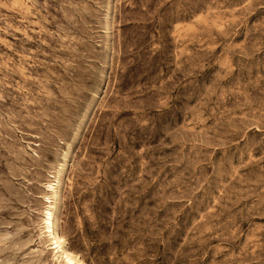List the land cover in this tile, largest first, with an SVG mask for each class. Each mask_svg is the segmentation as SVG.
Listing matches in <instances>:
<instances>
[{
	"label": "rangeland",
	"instance_id": "rangeland-1",
	"mask_svg": "<svg viewBox=\"0 0 264 264\" xmlns=\"http://www.w3.org/2000/svg\"><path fill=\"white\" fill-rule=\"evenodd\" d=\"M47 209L81 264H264V0H0V264H65Z\"/></svg>",
	"mask_w": 264,
	"mask_h": 264
},
{
	"label": "bare ground",
	"instance_id": "bare-ground-1",
	"mask_svg": "<svg viewBox=\"0 0 264 264\" xmlns=\"http://www.w3.org/2000/svg\"><path fill=\"white\" fill-rule=\"evenodd\" d=\"M55 185L50 188L53 192V196H56L59 192L60 187V180L59 177L57 178ZM44 228L45 232H47V235L52 238V246L50 247L53 249V252L57 253L59 252L60 257L62 258L63 262L65 264H81L78 260L74 258V256L67 252L65 249H63V238L62 235L58 232L57 226L55 222L53 221V212L51 209H47L44 212V218H43Z\"/></svg>",
	"mask_w": 264,
	"mask_h": 264
}]
</instances>
